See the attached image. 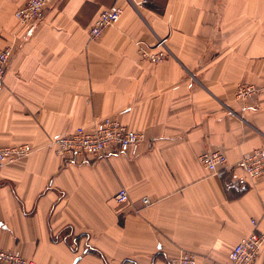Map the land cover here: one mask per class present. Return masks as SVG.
Segmentation results:
<instances>
[{
  "label": "crops",
  "instance_id": "obj_1",
  "mask_svg": "<svg viewBox=\"0 0 264 264\" xmlns=\"http://www.w3.org/2000/svg\"><path fill=\"white\" fill-rule=\"evenodd\" d=\"M142 1L56 0L21 25L26 0H0V51L13 48L0 146L34 147L0 173L1 248L44 264H169L183 250L205 264L227 260L253 219L264 230V178L237 166L264 149V0ZM115 4L122 17L92 39ZM161 38L164 60H143L138 43ZM240 84L260 88L254 101ZM106 116L144 134L139 152L48 146ZM213 150L228 158L219 174L200 162Z\"/></svg>",
  "mask_w": 264,
  "mask_h": 264
},
{
  "label": "built area",
  "instance_id": "obj_2",
  "mask_svg": "<svg viewBox=\"0 0 264 264\" xmlns=\"http://www.w3.org/2000/svg\"><path fill=\"white\" fill-rule=\"evenodd\" d=\"M56 0H26L15 16L21 25L34 23L45 6ZM149 0H143L142 4ZM124 9L120 5H112L104 9L98 20L90 30V37L97 39L106 27L117 23L122 17ZM167 38H161L155 45L138 43V53L145 61L153 63L162 62L165 58ZM13 54V48L7 46L0 51V84L3 82L8 63ZM260 92L255 84L238 85L235 95L240 101H254ZM144 141V134L126 126L119 119L106 116L97 120L91 129L84 126L77 127L74 131L50 139L48 146L56 150L61 156H95L106 151L120 153H137ZM34 147L29 143L9 144L0 146V173L8 165L17 163L32 153ZM200 162L209 171L215 174L229 168L228 158L220 150L206 151L200 155ZM237 166L251 179L264 178V149L257 148L245 153L238 161ZM116 199L119 203L129 201L128 192L120 189ZM145 204H150L148 197L144 198ZM253 230L230 251L227 260H208L205 264H254L264 246V230L259 228L257 220L253 219ZM169 264H200L196 255L180 251L168 259ZM0 264H44L25 257L20 250L5 249L0 247Z\"/></svg>",
  "mask_w": 264,
  "mask_h": 264
}]
</instances>
